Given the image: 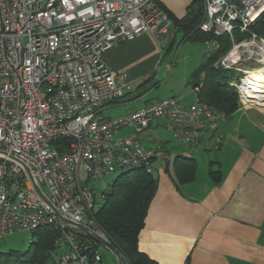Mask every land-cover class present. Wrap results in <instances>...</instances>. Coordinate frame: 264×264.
<instances>
[{
    "label": "built area",
    "instance_id": "obj_1",
    "mask_svg": "<svg viewBox=\"0 0 264 264\" xmlns=\"http://www.w3.org/2000/svg\"><path fill=\"white\" fill-rule=\"evenodd\" d=\"M202 2L199 30L230 36L232 45L218 60L237 72L230 85L239 101L264 103V85L245 82L251 70L264 69V38L232 37L235 29L248 31L264 11V0ZM145 31L160 45L173 35L158 0H0V151L6 155L0 157V240L27 231L29 245L38 229L53 226L62 249L57 264H102L93 242L98 243L60 216L109 243L93 218L102 198L94 183L130 168L151 173L154 158L135 135L117 132L127 126L140 132L162 117L175 137L190 144L225 118L198 97L183 106L174 96L101 118L105 106L135 86L126 73L105 64L104 52ZM205 45L206 56L218 47L215 39ZM8 155L27 166L55 210Z\"/></svg>",
    "mask_w": 264,
    "mask_h": 264
},
{
    "label": "crops",
    "instance_id": "obj_2",
    "mask_svg": "<svg viewBox=\"0 0 264 264\" xmlns=\"http://www.w3.org/2000/svg\"><path fill=\"white\" fill-rule=\"evenodd\" d=\"M158 2L179 18L191 0ZM206 40L180 41V33L173 30L164 45L148 31L116 42L103 60L112 71L126 73L135 86L105 106L101 118L119 117L167 96L183 106L194 102L191 74L205 59ZM184 44L187 51L182 52ZM180 51L182 65L177 69ZM158 70L167 72L170 86L163 95L154 93L161 83ZM107 108L117 110L103 117ZM167 122L154 117L140 132L132 126L117 132L135 135L154 151L151 173L156 189L138 235V249L157 264H264V103L239 101L229 117L190 144L175 137ZM176 156L194 159L191 180L182 182L174 175ZM210 169L218 172L217 180Z\"/></svg>",
    "mask_w": 264,
    "mask_h": 264
},
{
    "label": "trees",
    "instance_id": "obj_3",
    "mask_svg": "<svg viewBox=\"0 0 264 264\" xmlns=\"http://www.w3.org/2000/svg\"><path fill=\"white\" fill-rule=\"evenodd\" d=\"M163 9V8H162ZM171 18L172 29L184 39H215L218 47L191 74L193 86H197L196 95L199 101L209 108L229 117L238 107V94L230 82L237 76L234 69H217L215 62L231 47L228 34L215 36L204 33L198 25L202 18V0H191L182 17H175L163 9ZM251 33L264 38V11L249 25L248 31H232L235 41L248 38ZM195 161L191 157L176 156L173 161V173L179 181H189L194 176ZM216 180L218 172L209 170ZM156 178L143 168H130L118 172L108 187L101 191L99 207L94 210L93 218L106 234L109 243L118 251L123 264H157L146 253L140 251L137 240L143 227L149 203L155 193ZM60 231L53 226L38 229L27 250L0 251V264H46L45 249L57 247ZM94 246H100L95 242ZM50 264H57L52 262Z\"/></svg>",
    "mask_w": 264,
    "mask_h": 264
},
{
    "label": "rangeland",
    "instance_id": "obj_4",
    "mask_svg": "<svg viewBox=\"0 0 264 264\" xmlns=\"http://www.w3.org/2000/svg\"><path fill=\"white\" fill-rule=\"evenodd\" d=\"M178 37H177V40H178ZM186 45L187 44H184V46H182V49H181L182 52L187 51ZM175 47H176V45H175ZM175 47H173V49L170 53V58L174 54V51L176 49ZM181 51H180V54L176 57L177 58L176 62L178 64V65H176V67L178 66L177 69L179 68V66L182 65V62H179L180 60H182V57H181L182 52ZM166 77H167L166 71L158 70L156 72V78L161 80V83L155 89V91H154L155 94L163 95V94H166L167 91L170 89L168 82L165 81ZM116 110H117V108H107V109L103 110V113H102L103 117L107 116V114H113ZM119 136H124V135H119ZM80 174H81V177H84L83 172H81ZM117 174H118V172H114V173H111V174L101 178V179H98L94 183V186H93L94 191L99 192V191L107 188L108 184H110L112 182V180L114 179V177ZM98 207H99V203H96L94 205V210H96ZM29 238H30V233L27 231H19V232H14L12 234L6 235L0 240V251L1 252H7L9 250H19L21 252H24L27 250ZM100 250L102 253V264H117V258L114 255V253H112L107 248L103 247L102 245H100ZM61 251H62V249L60 247H56L55 249H49V250L45 249L44 255H46V264L56 262L58 259V255L60 254ZM35 264H37V263H35Z\"/></svg>",
    "mask_w": 264,
    "mask_h": 264
},
{
    "label": "water",
    "instance_id": "obj_5",
    "mask_svg": "<svg viewBox=\"0 0 264 264\" xmlns=\"http://www.w3.org/2000/svg\"><path fill=\"white\" fill-rule=\"evenodd\" d=\"M215 67L217 69H226L227 66L223 63H221L219 60H217L215 62ZM5 153L0 151V157H5ZM10 160L14 161V162H17L19 163L23 169L27 172V174L29 175L30 179H31V182H32V185L34 187V190L36 191V193L47 203L49 204V206L54 209L53 205L49 202V200L45 197V195L42 193L40 187L38 186L37 182L35 181L33 175L31 174L30 170L27 168V166L22 163L20 160H18L17 158L11 156V155H8L7 156ZM55 210V209H54ZM58 214V213H57ZM60 218L62 220H64L66 223H68L69 225H72V226H75V227H78L80 230L84 231L89 237H91L94 241H96L99 245H102L103 247L107 248L109 251H111L112 253H114V255L116 256L117 258V264H123V260L121 258V255L118 253V251L116 249H114L112 247V245L100 238H98L97 236H95L92 232H90L89 230L85 229L84 227H81V226H77L76 224L62 218L60 216Z\"/></svg>",
    "mask_w": 264,
    "mask_h": 264
},
{
    "label": "bare ground",
    "instance_id": "obj_6",
    "mask_svg": "<svg viewBox=\"0 0 264 264\" xmlns=\"http://www.w3.org/2000/svg\"><path fill=\"white\" fill-rule=\"evenodd\" d=\"M255 82V85H264V69L251 70L245 78V82ZM252 97H255L252 95Z\"/></svg>",
    "mask_w": 264,
    "mask_h": 264
}]
</instances>
